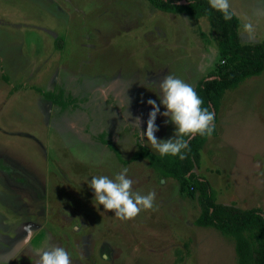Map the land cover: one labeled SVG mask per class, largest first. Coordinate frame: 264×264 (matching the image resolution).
<instances>
[{
  "label": "rangeland",
  "instance_id": "rangeland-1",
  "mask_svg": "<svg viewBox=\"0 0 264 264\" xmlns=\"http://www.w3.org/2000/svg\"><path fill=\"white\" fill-rule=\"evenodd\" d=\"M229 2L241 43H264V0ZM219 55L206 18L145 0H0V264H36L57 246L73 264H240L234 238L194 224L182 182L124 163L139 146L159 154L132 124L146 130L149 99L166 111L163 77L195 88ZM155 123L159 140L175 138L168 117ZM215 128L194 172L215 202L264 215V72L223 94ZM122 168L133 192L156 194L127 221L90 187Z\"/></svg>",
  "mask_w": 264,
  "mask_h": 264
},
{
  "label": "trees",
  "instance_id": "trees-1",
  "mask_svg": "<svg viewBox=\"0 0 264 264\" xmlns=\"http://www.w3.org/2000/svg\"><path fill=\"white\" fill-rule=\"evenodd\" d=\"M157 10L185 14L194 20L206 18L210 32L217 42L219 62L214 72L210 73L195 86V91L203 101L202 107L214 113L217 111L223 94L234 89L250 77L260 76L264 72V43L242 44L238 34L239 20L233 14L230 20L212 9L208 0H145ZM48 95V94H47ZM47 99L63 105L51 95ZM216 135V128L210 137ZM209 136L196 134L185 136L188 149L183 150L185 159L179 156L153 154L144 146L125 164L137 160H146L161 179L171 178L180 184L182 195L195 198L199 215L194 224L201 228H212L223 236L235 240V253L240 264H264V215L258 208L240 209L229 204L215 202L209 182L194 172L200 159V149ZM111 150H115L111 148Z\"/></svg>",
  "mask_w": 264,
  "mask_h": 264
},
{
  "label": "clouds",
  "instance_id": "clouds-1",
  "mask_svg": "<svg viewBox=\"0 0 264 264\" xmlns=\"http://www.w3.org/2000/svg\"><path fill=\"white\" fill-rule=\"evenodd\" d=\"M210 7L224 15L225 20H230L233 13L230 11L229 0H208ZM160 104L166 111L160 112V106L155 100H147L152 111L149 113L146 130H141V120L135 118L133 127L140 130V139L146 138L151 147L161 156H179L185 159L183 150L188 149V143L182 137L199 134L211 136L215 130V116L208 108L202 107L203 101L192 85L184 80L167 74L159 82ZM168 117L175 125V138L159 140L156 132L159 130L155 121L157 115ZM128 117L131 115L127 114ZM133 180L128 176V169L122 168L114 178L105 175L93 176L90 187L94 190L95 201L103 205L106 211H113L120 220H131L137 217L142 210H151L154 207L155 192L146 195L132 191ZM39 259L36 264H73V261L64 247H52L49 250L38 251ZM107 259V253L104 254Z\"/></svg>",
  "mask_w": 264,
  "mask_h": 264
},
{
  "label": "water",
  "instance_id": "water-1",
  "mask_svg": "<svg viewBox=\"0 0 264 264\" xmlns=\"http://www.w3.org/2000/svg\"><path fill=\"white\" fill-rule=\"evenodd\" d=\"M178 4H186V1L185 0H181Z\"/></svg>",
  "mask_w": 264,
  "mask_h": 264
},
{
  "label": "crops",
  "instance_id": "crops-1",
  "mask_svg": "<svg viewBox=\"0 0 264 264\" xmlns=\"http://www.w3.org/2000/svg\"><path fill=\"white\" fill-rule=\"evenodd\" d=\"M163 180L165 181V179H163ZM163 180H162V183L164 182ZM168 185H170V184H168ZM218 203H219V202H218ZM220 204H223V203H220Z\"/></svg>",
  "mask_w": 264,
  "mask_h": 264
}]
</instances>
